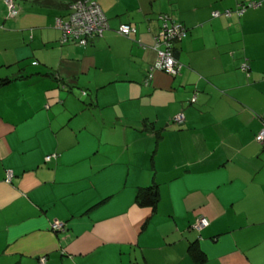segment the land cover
I'll return each instance as SVG.
<instances>
[{
    "label": "crops",
    "instance_id": "crops-1",
    "mask_svg": "<svg viewBox=\"0 0 264 264\" xmlns=\"http://www.w3.org/2000/svg\"><path fill=\"white\" fill-rule=\"evenodd\" d=\"M20 1L0 0V264H264V0H95L84 45L59 41L68 0ZM162 12L181 67L145 81Z\"/></svg>",
    "mask_w": 264,
    "mask_h": 264
},
{
    "label": "built area",
    "instance_id": "built-area-1",
    "mask_svg": "<svg viewBox=\"0 0 264 264\" xmlns=\"http://www.w3.org/2000/svg\"><path fill=\"white\" fill-rule=\"evenodd\" d=\"M5 6L6 15L14 17L17 15L18 7L14 0H1ZM260 4V0H236V6L233 10L228 8L223 10H212L211 15L215 16L222 13L228 16L231 11L240 14L247 7H255ZM160 20L158 32L155 35L152 48L155 51V58L152 64L149 65L145 73V81L151 75L152 69L163 70L169 74H175L181 67V63L173 56L171 52L172 42L181 39L186 28L179 21L171 18L167 13H159ZM55 25L61 29L60 41L72 40L77 44H84L86 38L93 35H100L102 30L107 27V21L104 13L95 0H73L69 3L68 12L64 19L55 18ZM134 30V27L127 23H120L117 27V32L128 36ZM241 66L244 68L246 64ZM83 92V91H82ZM190 102L194 100V96L190 97ZM172 119L181 121L183 114L181 111L173 114ZM255 140H264V126L254 135ZM54 153L48 154L45 158L53 156ZM10 176V171L7 172L6 178ZM207 224V219L204 216H198L192 222V226L199 229ZM63 227L62 222L53 221L50 223V228L58 230ZM44 256L39 257L37 264H43Z\"/></svg>",
    "mask_w": 264,
    "mask_h": 264
},
{
    "label": "trees",
    "instance_id": "trees-1",
    "mask_svg": "<svg viewBox=\"0 0 264 264\" xmlns=\"http://www.w3.org/2000/svg\"><path fill=\"white\" fill-rule=\"evenodd\" d=\"M37 2L41 3V4H44V5H53L55 3L54 0H36ZM73 0H68L67 1V6H69V3L72 2ZM15 2V0H14ZM16 4V2H15ZM260 5V4H259ZM258 5V6H259ZM256 7V6H255ZM248 8V7H247ZM246 9V8H245ZM6 12V10H5ZM67 15V14H66ZM66 17V16H65ZM64 19V18H62ZM107 21V20H106ZM58 27V26H57ZM59 28V27H58ZM60 29V28H59ZM61 31V29H60ZM61 35V34H60ZM101 35V34H100ZM123 35V34H122ZM94 36H99V35H93V36H89L86 38V41L84 44L87 43V41L91 38V37H94ZM59 41H60V37H59ZM67 41V40H66ZM60 42H64V41H60ZM84 44H79V45H84ZM32 62H35V61H32ZM8 79L10 78H2L1 79V82H6L8 81ZM193 102V101H192ZM171 120L172 117H171ZM175 121V120H173ZM176 122H179V121H176ZM51 153H54V152H51ZM49 153V154H51ZM48 155V154H45L43 156V159L45 161L49 160L50 158H53L56 156V153H54L53 156H49L48 158H45V156ZM135 200L136 202L139 204V205H149L151 207H154L155 204H156V192L155 190L152 188V187H140L137 189L136 191V194H135ZM188 251H189V254L190 256L193 258V260L196 262V263H200L204 260V255H203V252L197 247L195 246V244H191L188 246Z\"/></svg>",
    "mask_w": 264,
    "mask_h": 264
},
{
    "label": "rangeland",
    "instance_id": "rangeland-1",
    "mask_svg": "<svg viewBox=\"0 0 264 264\" xmlns=\"http://www.w3.org/2000/svg\"><path fill=\"white\" fill-rule=\"evenodd\" d=\"M15 2H21L20 0H15ZM4 8H5V6H4Z\"/></svg>",
    "mask_w": 264,
    "mask_h": 264
}]
</instances>
